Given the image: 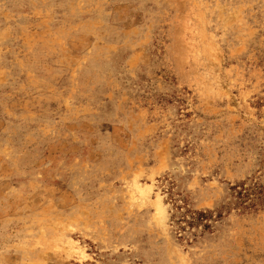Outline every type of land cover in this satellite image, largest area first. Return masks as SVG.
I'll return each instance as SVG.
<instances>
[{"label": "rangeland", "instance_id": "rangeland-1", "mask_svg": "<svg viewBox=\"0 0 264 264\" xmlns=\"http://www.w3.org/2000/svg\"><path fill=\"white\" fill-rule=\"evenodd\" d=\"M0 264H264V0H0Z\"/></svg>", "mask_w": 264, "mask_h": 264}, {"label": "trees", "instance_id": "trees-1", "mask_svg": "<svg viewBox=\"0 0 264 264\" xmlns=\"http://www.w3.org/2000/svg\"><path fill=\"white\" fill-rule=\"evenodd\" d=\"M199 216H200L201 218H204V217L206 216V214H205V213H199Z\"/></svg>", "mask_w": 264, "mask_h": 264}]
</instances>
